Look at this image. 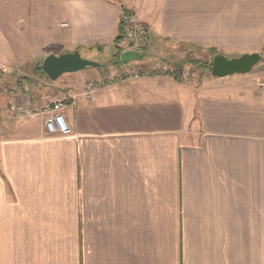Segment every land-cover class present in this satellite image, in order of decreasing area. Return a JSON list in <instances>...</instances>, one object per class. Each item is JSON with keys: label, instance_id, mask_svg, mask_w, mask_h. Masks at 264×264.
<instances>
[{"label": "crops", "instance_id": "crops-1", "mask_svg": "<svg viewBox=\"0 0 264 264\" xmlns=\"http://www.w3.org/2000/svg\"><path fill=\"white\" fill-rule=\"evenodd\" d=\"M63 9L60 53L97 46L91 59L116 82L100 87L105 68L85 69L57 91L7 98L67 99L74 135L48 136L39 117H2L0 264H264V86L248 84L250 74L144 72L178 46L264 55V0H66ZM126 11L149 35L143 59L126 62L134 51L123 50L116 68ZM134 70L139 79H117ZM89 82H98L92 101Z\"/></svg>", "mask_w": 264, "mask_h": 264}, {"label": "rangeland", "instance_id": "rangeland-1", "mask_svg": "<svg viewBox=\"0 0 264 264\" xmlns=\"http://www.w3.org/2000/svg\"><path fill=\"white\" fill-rule=\"evenodd\" d=\"M65 1L0 0V121L3 120L2 117L13 123L31 120H13L8 116L9 109L12 106L8 105L7 98L11 95L14 97L17 94L23 97L30 94V96L36 97L37 94L42 92L49 91L51 93L57 91L59 84H63L66 78L73 77L72 74H67L53 83L45 73L40 71L45 57L67 54L66 51L60 53L61 46L57 45V33L55 32L59 28L58 24L61 23L60 19L63 18V3ZM127 14H129L127 11L123 13L121 21ZM61 35L60 33L59 39ZM95 50H92V48L84 49L81 52L82 57L98 63V58L91 59L89 53V51L93 52ZM161 57L164 58L160 59L161 63L157 61L160 63V68L144 71L147 75L158 72L157 75L166 74L174 78L179 75L181 79L203 78L206 75H212L210 70L206 71L201 65L196 64V61L211 62L212 57L209 51L200 48L186 49L178 46L171 48L169 53H164ZM121 73L129 72L124 71ZM107 74L104 70L101 76L106 78ZM250 75L252 76L246 78L248 84L257 83L263 86L264 67ZM19 81H24L23 85H26L24 88L26 90L23 93L19 91L11 94L9 91H15L18 88ZM35 103L46 104L45 102L40 103L36 99ZM24 104L26 102L22 101L19 105Z\"/></svg>", "mask_w": 264, "mask_h": 264}, {"label": "built area", "instance_id": "built-area-1", "mask_svg": "<svg viewBox=\"0 0 264 264\" xmlns=\"http://www.w3.org/2000/svg\"><path fill=\"white\" fill-rule=\"evenodd\" d=\"M125 41L123 49L128 51L140 52L146 44L149 35L148 28L136 13H129L123 18ZM120 73L117 79H139L142 73L138 70ZM116 82V78L109 76L99 81L100 87H108ZM264 86V83L262 84ZM98 91V82H89L85 85L84 98L92 101ZM69 106L67 99L60 98L53 103L44 105L35 102L24 105H14L9 109L8 116L13 120L32 119L39 117L43 119L46 134L50 137H71L74 135L73 129L69 124L65 111Z\"/></svg>", "mask_w": 264, "mask_h": 264}, {"label": "water", "instance_id": "water-1", "mask_svg": "<svg viewBox=\"0 0 264 264\" xmlns=\"http://www.w3.org/2000/svg\"><path fill=\"white\" fill-rule=\"evenodd\" d=\"M143 55L137 52H127L123 60H142ZM102 65L85 59L80 51L57 55H49L44 58L41 65L42 71L52 81L56 82L67 74H74L87 68H101ZM264 67V55L261 53H246L239 57L228 58L222 53H217L212 59L211 74L213 77L222 79L235 75H248Z\"/></svg>", "mask_w": 264, "mask_h": 264}, {"label": "trees", "instance_id": "trees-1", "mask_svg": "<svg viewBox=\"0 0 264 264\" xmlns=\"http://www.w3.org/2000/svg\"><path fill=\"white\" fill-rule=\"evenodd\" d=\"M124 22L123 21H120L119 25H118V35L116 37V39L114 40V55H113V58L111 60V66L113 67H116V68H121V65H122V62H121V54L123 52V43L125 41V30H124ZM97 49L98 50V47L95 46V47H92V50H95ZM209 53L211 55V57H214L218 52L216 50H209ZM196 64L198 65H201L202 68L204 70H210L211 72V67H212V62H200V61H196ZM101 68H105L106 72L109 73V70L106 66H102ZM107 68V69H106ZM40 71H42V69H40ZM43 72V71H42ZM44 73V72H43ZM158 72L156 73H150L149 75H157ZM176 80H179V81H182L181 77L179 75L176 76L175 78ZM24 84V81H19L18 82V88L13 91V90H10L9 92L11 94L13 93H16V92H21L23 93L26 89L25 86L26 85H23ZM0 92H1V88H0ZM20 94V93H18Z\"/></svg>", "mask_w": 264, "mask_h": 264}]
</instances>
